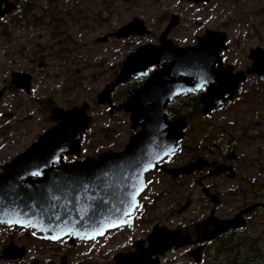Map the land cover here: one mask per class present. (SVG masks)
<instances>
[{
    "label": "rangeland",
    "instance_id": "rangeland-1",
    "mask_svg": "<svg viewBox=\"0 0 264 264\" xmlns=\"http://www.w3.org/2000/svg\"><path fill=\"white\" fill-rule=\"evenodd\" d=\"M9 1L15 8L0 18V173L3 165L56 124L51 119L54 106L68 110L84 102L89 105L91 122L89 131L82 136L81 154L64 156V162L121 151L134 134L130 120L122 110L111 111L110 106L98 104L97 96L114 81L123 60L138 46L159 44V36L172 15L178 16V23L168 39L175 46L196 45L206 30L224 32L226 48L219 55L237 70L250 64L253 49L264 50V0ZM134 18L144 21L148 33L117 38L116 31ZM155 70L159 66L146 70L147 76ZM13 72L30 75L29 92L10 85ZM141 79L144 78L135 81ZM135 84L130 80L120 84L113 92V104L125 100ZM261 98L264 80L247 76L236 99L220 107L216 118L222 119L226 113L224 119L232 114L238 119L239 112L260 110L255 104ZM47 100L50 105L45 103ZM183 101L186 98L174 100L170 107L180 111ZM261 114L252 112L251 118L259 119ZM194 138L193 143H200ZM189 141L185 138L177 154L176 159L181 162L187 158L186 149L192 144ZM256 145L262 155L264 142ZM164 160L171 161V157ZM171 180L159 171L147 174L135 224L95 240L70 245L69 239L64 238L53 243L32 229L0 225V256L9 243L26 248L23 258H0V264H60L62 256L66 258L64 264H116L115 255L132 251L136 240L147 246V235L154 226L171 228L189 219L187 212L178 213L190 192L188 186L180 183L186 187H174ZM159 264L189 262L185 249H180L166 252Z\"/></svg>",
    "mask_w": 264,
    "mask_h": 264
},
{
    "label": "water",
    "instance_id": "water-1",
    "mask_svg": "<svg viewBox=\"0 0 264 264\" xmlns=\"http://www.w3.org/2000/svg\"><path fill=\"white\" fill-rule=\"evenodd\" d=\"M188 1L198 3L208 0ZM14 8L13 2L0 0V17ZM177 23L178 16L172 15L170 23L159 36L158 45L146 43L131 52L123 60L114 81L97 96L98 104L111 105V92L117 85L134 77H145L146 70L161 66L162 69L148 76L124 103L114 107L117 111L131 112L133 129L142 120L140 130L119 152H102L96 158L84 157L66 163L64 156L79 157L81 154L82 135L88 132L91 122L89 105L84 102L68 110L52 107L51 119L56 124L23 153L2 166L0 225L33 229L50 242L69 236L71 244L90 241L110 230L132 225L139 198L146 188L145 175L174 153L184 136L185 119L170 122L168 103L182 93L199 89L203 84L213 85L219 78V72H223L231 80V85L220 94L219 89L214 90L216 97L208 105L212 109L230 99L245 77L243 72L232 74L230 66L225 71L214 69L221 59L219 53L226 48L224 32L206 30L197 38L196 45L177 47L168 39L170 30ZM146 33L148 30L144 21L134 18L120 27L115 36L124 38ZM250 58L256 66L264 67L262 48L253 49ZM251 73V70L247 71L246 75ZM262 74L264 71L259 72V75ZM30 80L29 74L13 72L10 85L29 92ZM226 92L227 99L224 98ZM176 170L187 173L188 167ZM222 223L207 233L213 236L222 233L226 230L224 224L229 222ZM188 231L179 233L156 226L147 237V248H143L144 241H136V251L118 253L116 262L159 264V256L173 247L187 246L192 241ZM25 252L24 246L9 243L0 258L19 260ZM65 261L63 256L60 264Z\"/></svg>",
    "mask_w": 264,
    "mask_h": 264
},
{
    "label": "flooded vegetation",
    "instance_id": "flooded-vegetation-1",
    "mask_svg": "<svg viewBox=\"0 0 264 264\" xmlns=\"http://www.w3.org/2000/svg\"><path fill=\"white\" fill-rule=\"evenodd\" d=\"M250 60V64L241 70L225 64L222 59L214 65L215 70L223 69L225 71L227 66H230L232 74L245 73L244 79L238 83V88L233 96L229 99L228 92H226L224 98L228 99L218 106L212 109L208 107L212 99L216 97L215 89H219L220 94L231 85V80L227 79V75L223 72H219V78L213 85L203 84L193 92L182 93L175 97L173 101L186 98L180 111L170 107L173 101L168 103L170 122L185 119L184 136L180 139L177 150L166 157H171V161H166L164 158L155 170L147 173L159 171L172 179V186L186 187L180 183L188 186L190 192L178 213L187 212L189 219L185 223L180 222L171 228L164 227L179 233L189 230L188 236L192 241L187 246L170 249H185L189 264H264V153L261 155L259 147L256 145L264 142V117H262L264 115V98L255 104L260 106V110L250 108V111L239 112L238 119L234 114L231 118L224 119L226 113L223 114L224 118H216L220 107L236 99L240 85L245 82L247 76H255L259 81L264 80V74L259 75V72L264 71V67L256 66L254 60L251 58ZM161 69L159 66V70ZM250 70L252 73L246 75ZM148 76L146 74L145 77H141L144 78L141 81H135L138 77L129 80L136 82L135 86L140 87ZM119 85L111 92L112 104L108 105L111 111L115 110V106L124 103L133 90L139 88L133 89L135 86H132V90L127 93L125 100L115 105L113 104V92ZM209 87L211 88L209 89ZM188 110L191 112L187 113ZM123 112L125 111L123 110ZM252 112L259 116L261 113L263 115L261 114L259 119L253 116L251 118ZM125 114L130 120V129L135 134L140 130L139 124L142 120H139L137 128L133 129L131 112H125ZM198 134H200V138H198ZM194 135L200 143H193ZM185 138H189V143L192 144L186 149V160L181 162L176 157ZM182 167H188V172L182 173L176 170ZM168 170L171 171L168 172ZM138 207L133 214L132 225L122 226L108 232L120 231L133 226ZM222 221L229 222L224 224L225 231L215 236L207 233L215 226L223 225ZM66 238L69 239L70 245L75 243L71 244L70 237ZM143 248H147V246L144 245ZM135 251L136 248L132 250V252ZM33 264L35 263L33 262Z\"/></svg>",
    "mask_w": 264,
    "mask_h": 264
},
{
    "label": "trees",
    "instance_id": "trees-1",
    "mask_svg": "<svg viewBox=\"0 0 264 264\" xmlns=\"http://www.w3.org/2000/svg\"><path fill=\"white\" fill-rule=\"evenodd\" d=\"M44 102V101H43ZM46 104H48V105H50L49 103H51V102H49L48 100L45 102Z\"/></svg>",
    "mask_w": 264,
    "mask_h": 264
},
{
    "label": "snow or ice",
    "instance_id": "snow-or-ice-1",
    "mask_svg": "<svg viewBox=\"0 0 264 264\" xmlns=\"http://www.w3.org/2000/svg\"><path fill=\"white\" fill-rule=\"evenodd\" d=\"M54 239L56 238V237H53Z\"/></svg>",
    "mask_w": 264,
    "mask_h": 264
}]
</instances>
